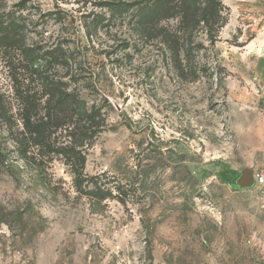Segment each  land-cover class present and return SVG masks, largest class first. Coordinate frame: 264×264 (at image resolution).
Returning <instances> with one entry per match:
<instances>
[{"label": "rangeland", "instance_id": "obj_1", "mask_svg": "<svg viewBox=\"0 0 264 264\" xmlns=\"http://www.w3.org/2000/svg\"><path fill=\"white\" fill-rule=\"evenodd\" d=\"M217 1L0 0V264H264V0Z\"/></svg>", "mask_w": 264, "mask_h": 264}, {"label": "water", "instance_id": "obj_2", "mask_svg": "<svg viewBox=\"0 0 264 264\" xmlns=\"http://www.w3.org/2000/svg\"><path fill=\"white\" fill-rule=\"evenodd\" d=\"M256 183L255 172L252 168H245L237 181L238 188H250Z\"/></svg>", "mask_w": 264, "mask_h": 264}, {"label": "trees", "instance_id": "obj_3", "mask_svg": "<svg viewBox=\"0 0 264 264\" xmlns=\"http://www.w3.org/2000/svg\"><path fill=\"white\" fill-rule=\"evenodd\" d=\"M209 4H213V5H214V7L211 6L213 10H214L215 7H216V9H218V6L221 5L217 0H209L208 5H209ZM209 6H210V5H209ZM206 8H208V7H204V8L202 9V11H203V15H205V16H209V18H212V19H213V14H214V12H206V11H205ZM217 20H218V18H217Z\"/></svg>", "mask_w": 264, "mask_h": 264}, {"label": "built area", "instance_id": "obj_4", "mask_svg": "<svg viewBox=\"0 0 264 264\" xmlns=\"http://www.w3.org/2000/svg\"><path fill=\"white\" fill-rule=\"evenodd\" d=\"M255 180L257 183L264 185V174H256Z\"/></svg>", "mask_w": 264, "mask_h": 264}]
</instances>
